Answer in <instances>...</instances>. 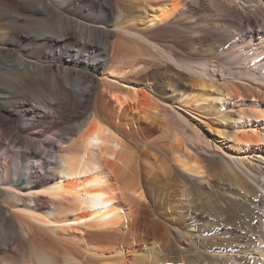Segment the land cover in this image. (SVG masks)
Instances as JSON below:
<instances>
[{"label": "bare ground", "instance_id": "bare-ground-1", "mask_svg": "<svg viewBox=\"0 0 264 264\" xmlns=\"http://www.w3.org/2000/svg\"><path fill=\"white\" fill-rule=\"evenodd\" d=\"M30 1L7 11L20 47L0 45V193L14 210L0 203V264H264V23L250 18L264 0L254 13L246 0ZM206 5L219 18L207 35L229 47L186 66L188 84L130 81L143 51L173 62L160 34ZM211 60L233 78L215 84ZM144 124L164 136L136 139Z\"/></svg>", "mask_w": 264, "mask_h": 264}, {"label": "rangeland", "instance_id": "rangeland-1", "mask_svg": "<svg viewBox=\"0 0 264 264\" xmlns=\"http://www.w3.org/2000/svg\"><path fill=\"white\" fill-rule=\"evenodd\" d=\"M28 1V3H29V5L30 6H33V2L32 1H30V0H27ZM161 1V0H160ZM248 3L247 4H244L245 5V7H250L251 9H250V11L251 12H256L255 10L257 9V7H258V4H256L255 2H254V0H253V2H251L252 0H246ZM165 2V3H164ZM250 2V3H249ZM161 3H163V4H169L170 3V0H162L161 1ZM40 4H42V5H48V6H50V7H54V4L50 1V0H48V1H46V0H40ZM24 9V7L23 6H17V5H15L14 4V2H13V0H0V42L1 41H3L2 43H0V45H1V47L3 48V49H6L7 48V46H9V47H13V46H17V47H20V44L18 43V41H16L13 37H12V35H11V29H12V26L14 25L13 24V22H15L12 18H11V16H9L8 15V13H7V11L8 10H14V9ZM203 9V10H202ZM203 11V12H202ZM257 14H255V15H251L250 16V18L252 19V20H257L261 25L264 23V5H263V8L262 9H260V10H258V12H256ZM195 15V16H194ZM204 15V16H203ZM212 15H214V12H212V10H211V8L209 7V6H202V8H200V9H198L197 11H196V13L195 14H193V16H191V18L188 16L187 18H183L181 21H179V22H177V25H176V28L178 27V30H176V28L174 29V30H171L170 32H167V33H162V34H160V37L158 38L159 40H158V42L163 46V47H165V49L166 50H168L169 51V54H171V56L173 57V62H171L170 60H167V61H165V59L163 58V57H160V56H158L155 52H153V55H152V53H151V51H150V55H149V51H143V53L144 54H142L143 56H140V59H137V60H139L137 63H142L139 67H138V69L139 70H137V69H135V71L134 70H132V72H131V74L129 75V73L127 74L128 76V78L130 79L131 77H133V78H131L130 79V81H132V82H137L138 80H140V83L141 82H143L144 83V78H143V76H145L146 75V73H149V74H151V80H150V82L151 83H153L152 84V86L154 85V88L155 87H165V85L168 83V82H170V83H174V82H176L177 80L178 81H183L184 83H186V84H188V78L189 77H192V75H191V73H190V71L188 70V68L186 69V66L188 67V66H191V64L192 63H194L195 61H197L198 63H199V61L200 62H204L206 59V57L208 56V55H217V54H219L222 50H223V47H224V45H225V48L227 49L228 47H229V44L231 43V41H229V42H222L221 40H219V39H217V38H215L214 36H209V35H207V33H206V28H207V26H208V24L209 23H206V22H215V21H217V19H219V18H212L211 16ZM212 18V19H210V18ZM46 18L47 19H45L46 21L45 22H43L42 24H46V25H51V19L50 18H48L47 16H46ZM18 20V19H17ZM20 20V19H19ZM209 20H211V21H209ZM20 23H22V22H20ZM182 24V25H181ZM114 30V29H113ZM236 30L234 29L233 30V32H235ZM114 32H117V31H115L114 30ZM248 32H249V30H248ZM177 33V34H176ZM201 34V35H200ZM178 35V36H177ZM250 35L251 36H255V31H252L251 33H250ZM163 36V37H162ZM184 36V37H183ZM4 38V39H3ZM116 40V37H114L113 38V40L112 41H115ZM219 40V41H218ZM117 41V40H116ZM188 41V42H187ZM221 41V42H220ZM5 42V43H4ZM7 42V43H6ZM163 42V43H162ZM229 43V44H228ZM166 46H168V48L166 47ZM172 46V47H171ZM121 48H123L122 47V45H120L118 48H117V50H118V52H119V54H122V52H123V49H121ZM178 48V49H177ZM180 52V53H179ZM124 53V52H123ZM259 51H257V52H255L254 54H255V56H257V55H259ZM38 54V53H37ZM34 55L33 54V56H31V57H29V60H32V61H34V63H41V62H45L46 60V58L44 57V56H42V55ZM154 54H156V57H155V55ZM248 54V53H247ZM175 55V56H174ZM263 55H264V53H263ZM36 56V57H35ZM145 56V57H144ZM152 56V57H151ZM182 56V57H181ZM142 57H143V59H142ZM156 58V59H155ZM162 58V59H161ZM262 58V57H261ZM260 58V59H261ZM177 61H176V60ZM203 59V60H202ZM142 60H144V61H142ZM146 60V61H145ZM175 60V61H174ZM187 60V61H186ZM247 60H249V58L247 59ZM246 60V61H247ZM259 60V59H258ZM148 61V62H147ZM155 61V62H154ZM185 61V62H184ZM190 61V62H189ZM245 61V62H246ZM171 62V63H170ZM213 62V60H211V62L209 63V65H207V67H209L208 68V71H209V74L211 75V74H213V75H211V78L212 77H214L215 79H213V80H216V81H214L215 82V84H217V82H218V84H219V80H221L222 78V80L221 81H226V80H228V79H232L233 77H231V74H228L230 71H228V70H226L225 71V75L227 76V77H225V75L224 74H222V73H220V77L217 79V75H216V72H217V70L218 69H215L216 68V66H217V61H216V63H212ZM214 62H215V60H214ZM255 62V61H254ZM178 63V64H177ZM191 63V64H190ZM205 63V62H204ZM211 63H212V65H211ZM256 63H258L257 62V60H256ZM181 64V65H180ZM214 64H216V66L214 65ZM235 64V63H234ZM251 64V63H250ZM250 64H247V65H250ZM179 65V66H178ZM195 65V64H194ZM260 65V64H259ZM165 66V67H164ZM180 66H182V67H180ZM184 66V67H183ZM215 66V67H214ZM144 67V68H143ZM235 67V66H234ZM141 68V69H140ZM143 68V69H142ZM147 68V69H146ZM137 70V71H136ZM142 70V71H141ZM188 70V71H187ZM212 70V71H211ZM130 72V71H129ZM138 72V73H137ZM157 72V73H156ZM134 73H135V75L137 74H139L138 76H139V78L137 77V78H135L134 76ZM144 75H143V74ZM190 73V74H189ZM132 74H133V76H132ZM153 74H155L154 76H153ZM158 74V75H157ZM136 75V76H137ZM165 75V76H164ZM16 78H18L19 76H15ZM228 77H231V78H228ZM134 78H135V80H134ZM141 78H142V80H141ZM179 78V79H178ZM174 79V80H173ZM8 80H10L9 81V83H12V81H11V79H8ZM157 80V81H156ZM139 82V81H138ZM158 84H157V83ZM160 84V85H159ZM164 84V85H163ZM244 84H246V86L247 87H249L248 86V83H244ZM259 85H261V86H263V84L262 83H260V82H257L256 83V85L253 87L254 89H259V87H257V86H259ZM157 87V88H158ZM252 88V87H251ZM249 94V92H247V95ZM250 95V94H249ZM170 97V96H169ZM165 99V98H164ZM175 99V100H174ZM173 99V101H169L168 100V97H166V99H165V101H167V102H169L167 105H175L174 106V108H176V109H178L177 110V112L179 111V113H181L182 115H184L185 117H187L188 119H191V121L192 122H197V123H200V124H203L204 126H206V122L207 121H210V120H216V121H219L218 120V116H216V115H212V117H211V115L210 116H207V115H204L203 113H199L198 111H195L194 109H193V107H188L186 110H185V108H183V106L181 105V107H179V105H177L176 104V97ZM253 101H256V100H254V99H252ZM253 101H251V103H253ZM172 102V103H171ZM177 105V106H176ZM229 105V108H226L225 110H224V113L227 115V116H229L230 115V118L231 117H234L235 116V114H234V110H232V108H231V103H229L228 104ZM263 105H264V102H263ZM179 107V108H178ZM0 109H2V107L0 106ZM182 109V110H181ZM194 110V111H193ZM182 111V112H181ZM187 111V112H186ZM196 112V113H195ZM202 115V116H201ZM204 115V116H203ZM175 120V118L173 117V118H171V116H169L168 115V122H169V124H170V126H173V128H175V125L177 126V129L178 130H181V129H179V128H182V127H185V130H184V128H182L183 130H184V132L186 131V132H189L190 131V133H191V131L192 130H190L191 128L188 126V128H187V125L185 124V123H181V122H179L177 119H176V121H175V123H174V121H173V123L175 124H173V123H171V120ZM193 119V120H192ZM170 120V121H169ZM205 123H203V122ZM176 122H178V123H176ZM263 122V121H262ZM179 123H180V125H179ZM58 125L59 123H55V125ZM182 124H183V126H182ZM185 124V125H184ZM261 124V122H259L258 121V125H260ZM179 125V126H178ZM144 128H143V130L141 131V134L140 135H138L137 136V134H135V136H136V139H139L140 138V140H154V139H159V138H161V136L163 135L162 134V130H160V126L159 127H157L158 125H154V126H150L149 127V125L148 126H146L145 124H144ZM180 126H182V127H180ZM62 129L65 127V125H63V126H60ZM179 127V128H178ZM152 128V129H151ZM158 128V129H157ZM40 130V129H39ZM151 130V131H150ZM183 130H181V131H183ZM227 130H231V126H228V128H227ZM185 132V134L186 135H190V134H187ZM38 133H41V134H46V133H44V131H42V132H40V131H38ZM38 133H35V134H38ZM26 134V133H25ZM157 134H160V135H157ZM27 135V134H26ZM148 135V136H147ZM153 135V136H152ZM157 137H156V136ZM44 136V135H43ZM40 137V140H42V139H45L46 137L48 138V139H50V138H52V134H50V135H45L44 137ZM134 136V137H135ZM164 136V135H163ZM146 137V138H145ZM155 137V138H154ZM213 137H216V139H217V144H219L220 143V141H219V139H220V136L219 135H215V134H213ZM145 138V139H144ZM165 139H161V142L163 141V142H165L164 141ZM230 143H231V141L228 139H225V141L224 142H222V144L224 145L223 147L224 148H227L229 145H230ZM6 144H8V140H6L5 141V145ZM199 145V144H198ZM199 146H205V145H202L201 143H200V145ZM33 147L34 148H37V149H41V150H43V152H44V159H45V161H48V162H52L53 161V159L52 158H50L49 156H50V154H49V152H51L50 150H51V148H44V149H42V147L40 146V145H37V144H34L33 145ZM200 147V148H201ZM202 147V148H203ZM201 148V149H202ZM203 150V149H202ZM204 150H206V151H204ZM204 153H207V155H210V153H211V155L210 156H212L213 155V153L215 154V150H213V148H207V146H205L204 147ZM253 150V152H252V154L256 151L255 149H251V151ZM15 151H17V148L14 150V153H13V149L12 150H9V151H7L6 153L8 154H6L7 155V157L6 158H9L8 160L10 161L9 163H10V165H12V160L15 158ZM213 151V152H212ZM210 152V153H209ZM217 152H220L219 150H217ZM9 156V157H8ZM47 157V158H46ZM13 158V159H12ZM12 159V160H11ZM41 164V163H40ZM50 168V169H49ZM53 167H45V168H40L39 169V173L38 174H42L44 171H46L48 174H50V173H53V169H52ZM14 170V168L13 167H9V171H10V173H11V171H13ZM34 170V171H33ZM32 171H33V173H37V171H36V169H33ZM44 170V171H43ZM17 171V170H16ZM42 172V173H41ZM46 172H44V173H46ZM43 173V174H44ZM2 187H0V189H1ZM5 199H6V196L3 194V193H0V203L3 205V207H4V211H5V213H6V215H8V216H10L11 214H12V212L14 211L13 210V208H11V206L5 201Z\"/></svg>", "mask_w": 264, "mask_h": 264}]
</instances>
